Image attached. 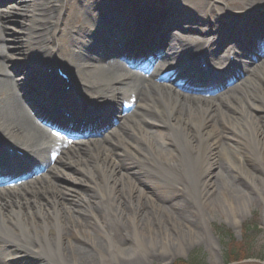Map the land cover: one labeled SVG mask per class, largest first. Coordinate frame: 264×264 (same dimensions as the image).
<instances>
[{
	"label": "bare ground",
	"instance_id": "6f19581e",
	"mask_svg": "<svg viewBox=\"0 0 264 264\" xmlns=\"http://www.w3.org/2000/svg\"><path fill=\"white\" fill-rule=\"evenodd\" d=\"M144 1L11 0L0 6V158L7 155L3 148L6 146L18 161V167L30 161L34 165L29 170L35 174L17 190L0 184L3 187L0 189V248L3 252L0 264H11V261L13 264H96V258L85 245L96 249L103 259H108L113 250L124 249L125 245L114 241L110 224L132 236L131 251L144 247L140 234H146V243L151 244L150 236L159 229L147 212L140 213L138 207L144 191L134 187L138 180L134 178L132 167L131 172L123 170L122 161L126 156L135 165L145 168V172L141 168L135 172L140 177L173 182V194L168 197V203L175 211L183 210L191 215L195 208L209 209L208 198L222 190L235 221V199L246 196L240 187L243 180L264 200V177L249 160L259 159L264 167V128L260 126V119L264 118V63L253 65V57L249 56L235 67L237 60L232 68L237 70L232 80L234 84L228 79L224 84L219 83L223 76L217 77L214 70L198 75L195 63L189 61L186 54L189 50L193 57L192 51H201L199 55L219 70L226 60L218 56L219 51H213L212 46H222L235 39L232 30L246 26L244 18L247 22L261 21V28L249 27L250 35L240 34V39L254 37L257 33L250 42L263 40L264 0H224L219 8L222 15L214 13L208 0H159L164 10L177 15L176 30L166 33L165 41L169 39L170 43L164 58L177 60L179 64L164 62L167 67L158 70L149 81L134 73L122 75L121 72H128L127 65L114 55L116 52L108 56L97 53L101 34L134 27L137 15H141L144 24L149 21L147 15H157L151 5L139 6ZM220 2L213 0L212 5ZM165 28L168 26H161L159 31L164 33ZM117 38L122 40L121 35ZM156 38L157 34L146 37L136 34L124 51L159 43ZM83 42L85 46L81 47ZM111 45L116 43L111 42ZM183 47L186 50H182ZM262 47L264 41L259 43L258 56H264ZM234 56L239 58L237 54ZM8 66L13 68L7 69ZM62 66L77 69L79 73L70 72L66 82L57 73ZM230 72L231 69H225L226 74ZM164 76L169 77L168 84L162 81ZM33 83L35 87L29 90L28 99L24 98L22 87ZM204 83H219L214 87L223 92L215 96L188 93L186 85L202 87ZM66 85H70L68 91ZM70 98L77 104H72ZM60 104L72 117L79 118L101 107L105 122L110 124L109 130L104 136L78 138L68 144L58 142L59 136L38 121L48 119ZM217 120L225 122L224 128L244 138L250 150L249 158L245 153L242 155L241 144L233 149L234 164L227 167L216 163L212 146ZM240 124L248 128V133L241 130ZM156 126L162 129L159 144L155 143L152 131ZM10 164L1 163L0 169L7 170ZM211 168H215L212 179L206 175ZM219 176L226 179L225 188L216 183ZM60 178L65 181L62 185L55 182ZM79 182L91 183V187L97 188V195L89 192L79 199H69L75 206L59 199ZM178 191L194 196L193 205L178 198ZM229 191L234 193L235 199ZM153 201L151 196H146L148 205L154 207ZM160 204L156 206L167 210ZM125 206H132L133 211L128 213ZM175 211L174 215L170 214L175 220L173 225L184 227L190 234L191 216L175 215ZM136 219L140 222L138 227L134 225ZM128 223L132 229L124 228ZM90 226H97L106 237L107 248L93 240ZM68 231L75 233V242L62 239ZM159 231L163 239H174L167 229ZM176 242L177 247L183 249V244ZM19 249H24L28 257L35 255L40 260L15 258Z\"/></svg>",
	"mask_w": 264,
	"mask_h": 264
},
{
	"label": "rangeland",
	"instance_id": "374dc122",
	"mask_svg": "<svg viewBox=\"0 0 264 264\" xmlns=\"http://www.w3.org/2000/svg\"><path fill=\"white\" fill-rule=\"evenodd\" d=\"M208 1L209 6H212V9L215 10L214 13L222 15L219 8L223 5L224 0H221L222 2L218 4H214L215 7L212 5L213 0ZM145 2L149 3V0H145ZM168 19L169 21L174 20L173 18ZM175 26L176 25H172L170 28ZM84 44L85 43H81V47H83ZM256 65L260 66L261 61H258ZM9 67L13 68V66H8L7 69H9ZM61 69L65 72L67 71L68 74L71 72L78 75L79 73L78 70L74 68L67 69L62 66ZM33 84L25 86L24 88L22 87L21 93L24 92V98L27 95L29 97V90L35 87V84L34 86ZM232 84H234V82H232ZM207 91L214 92L211 90ZM18 92L20 94V90ZM222 92L223 90L215 92L214 94H208L210 96H215ZM237 95L240 97L241 93H237ZM70 102H72V100ZM73 103L74 102H72V104ZM122 105L124 106L123 103ZM220 121L217 120V125H215L217 130L212 146L214 148L216 163L227 167L234 164L233 162L236 154L233 149H235L237 145L240 146L241 144L243 147L242 155L246 154L249 158L250 150L245 146L246 142H244V138L238 133L236 134L233 132V130L224 128L226 125L225 122ZM260 121L262 122L260 126L264 128V118L261 117ZM101 124H103V122ZM240 128L241 130L243 129L245 134L248 133V128L246 126L240 124ZM152 129L155 135L154 141L156 144H159L162 136V129L157 126ZM236 129L239 131V128ZM262 132L264 133V130H262ZM249 160L250 164L259 169V172L264 177V167L262 166V161L259 159L254 160L252 158ZM122 163L124 164L122 165L123 170H129L131 172L132 167L134 170V178L138 180V184L134 185V187L136 189L138 187L144 191L141 205L138 207L141 209L140 213L147 212L151 222H153L155 226L157 225L156 228L159 230L167 229V231L174 236V239H163L164 236L162 232L158 230L156 234L150 236V241L152 242L150 244L146 243L148 241L146 240L148 236L146 234H140L139 239L143 242L144 247H136L131 251L129 250V245L132 243V236L125 233L123 234L121 230L110 224L114 241L119 245H125L124 249L121 252L113 250L112 254L108 256V259H103L96 249L89 245H85L87 250H90L91 254L96 258V264H180V261L189 260L192 256H196L201 264H264V200L260 199L251 186H249L247 180H243L242 183H240V187L245 191L246 195L243 196V198L235 199L236 197L234 196V193L229 191L232 194V198L235 199L236 202L233 211L236 213L237 217L236 220L233 221L232 211L228 206V201L222 194V190H217L212 196H210V198H208L206 205H209V209L205 206H201L200 209L195 208L191 210V215L186 211L183 212V210L175 211V209L168 203V197H171V194H173V182L162 179L160 182H156L154 180L145 179L143 176L140 177L137 175L138 172L136 174L135 172L138 168L143 169L145 172V168L137 164L135 165L128 156L123 159ZM81 165L87 167L85 164ZM123 170L121 169V171ZM69 172L73 174L72 170ZM214 172L215 168H211L210 170H207L206 175L209 174V178L212 179V174ZM76 176L81 178L79 175ZM81 179L84 180V177ZM120 180L121 179H119L118 182ZM55 182L56 184L62 185L65 181H63V178H60V181L57 180ZM121 183L123 184L124 181ZM216 183L220 188H225L227 185L226 179L221 176L217 178ZM91 185V183L87 185L84 182H79L74 185L72 190L68 191L66 195L60 196L59 199H62V201L66 202L69 206H75L74 202H69V199H79L78 197L87 195L89 192L97 195V188L91 187ZM99 187L102 188L100 185ZM135 195L136 194L133 193V196ZM146 196H151L154 199V207L146 203ZM177 197L192 205L193 202H195L194 196H190L186 192L178 191ZM157 203H161L160 205L165 207L167 210L162 209V207H157ZM125 210L130 213L133 211V207L125 206ZM173 211H175V215L187 213L186 215L191 216L193 223H190V228L192 229L190 234L187 233L188 231L184 227L173 225V221L175 220L170 215H174ZM88 222L89 220H86L87 224ZM139 223L138 219H136L134 221L135 227L140 226ZM125 227H128L129 229L133 228H131L129 223L124 224V228ZM89 228L93 240L97 242L99 246L107 248L108 241L99 228L97 226H90ZM62 239L65 241L69 240L71 242H75V233L73 231H68L62 236ZM178 240L183 244V249L177 247L176 241ZM17 253L18 254L15 258L18 259L23 257L22 260L32 262L40 260L39 257L35 255L33 258L28 257V255L25 254L24 249L17 250ZM233 254L235 256L237 255L239 257L247 258L226 263L227 258ZM2 255L3 252L0 248V257ZM11 264H13L12 261Z\"/></svg>",
	"mask_w": 264,
	"mask_h": 264
},
{
	"label": "trees",
	"instance_id": "16d2710c",
	"mask_svg": "<svg viewBox=\"0 0 264 264\" xmlns=\"http://www.w3.org/2000/svg\"><path fill=\"white\" fill-rule=\"evenodd\" d=\"M246 258L247 257H239V256H237V255L235 256L233 254V255H230L227 258L226 263L234 262V261H237L239 259H246ZM180 264H201V263H200V261L198 260V258L196 256H192L189 260H182V261H180Z\"/></svg>",
	"mask_w": 264,
	"mask_h": 264
}]
</instances>
